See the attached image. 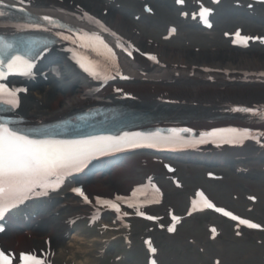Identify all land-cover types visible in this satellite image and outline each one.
Here are the masks:
<instances>
[{
  "label": "bare ground",
  "instance_id": "1",
  "mask_svg": "<svg viewBox=\"0 0 264 264\" xmlns=\"http://www.w3.org/2000/svg\"><path fill=\"white\" fill-rule=\"evenodd\" d=\"M170 1L171 4L167 0H143L140 3L130 0H112L111 2L110 0H31V2L24 0V3L32 5L36 11L62 16L69 21L82 22L83 18L87 19V16L84 15L87 12L90 17L99 19L108 27L109 36L114 41L121 42L128 48V51L132 52L131 56L128 55V51L121 56V72L117 76L114 75V79L111 80L113 85L110 87H106V84H102V82L98 85L84 71L67 63L61 54H53L48 60L49 66L59 65L58 74L55 79L50 78L48 83H39L28 89L21 107L24 118L32 125L53 122L81 108L89 107L98 99H104L105 96L114 93L131 97L132 100L137 98L144 102L168 99L170 104L180 102L184 105L192 104L201 108L241 103L253 104L264 109L263 54L257 52L255 55L252 53H233L230 52L229 47L225 46L224 48V45L221 47H213L216 45L201 46L194 44L201 42V39L195 38L193 43L192 40L187 39L184 32H181V35L184 45H187L189 50H186L187 48H171L165 51L158 43L143 36L140 30L134 27L130 17L125 15V13L131 14L132 11H136L135 15H139L141 18H149L157 24L150 23L153 29H157L159 25H164L163 22H165L169 30L175 28V25L179 23L178 18L174 16L176 13L174 4L172 0ZM219 1L221 5L226 0ZM138 4L140 9H138ZM190 5L196 6L200 12L203 8L209 9L210 11L207 13L217 18L215 27H226L235 23H243L248 26L243 20L248 18L242 12L238 13L224 8V11L221 10L222 12L219 14L216 12L217 9H220L219 7L213 9L206 3H196L192 0H190ZM114 6L118 7L114 8ZM160 7L162 8L160 9ZM183 7H187L185 1ZM186 17H183L182 20ZM226 17L227 19L224 21ZM78 25L87 29L83 23H78ZM255 31L251 36L252 41L256 43L259 41L256 37L262 38L260 35L264 33V26L257 27ZM201 37L204 38L203 35ZM210 40L214 41L215 37H211ZM149 55L156 56L159 63L148 59ZM57 81L65 82L67 85V89H65L68 90L67 95H73L69 98L62 95L55 84ZM253 128L264 133V124ZM261 140L263 141L264 138ZM257 145L256 143H244L239 146H232L224 150V156L229 158L250 156L241 161L245 163L262 161L264 143L260 142ZM258 149L260 150L257 151ZM228 150L231 151L228 152ZM208 158L214 160L215 157L210 155ZM220 158L221 156L218 157V159ZM147 162L161 167L158 161L150 160ZM132 163L126 167L114 168L118 173L107 178L104 182L112 187L121 186L120 180L132 173ZM249 165L253 166V164ZM89 183L91 184V182ZM89 183L85 186V195L89 191L99 192L102 190L97 187L99 186L97 183L90 190ZM68 194L71 197L70 202H65L62 196H57L52 200L51 209L58 212L59 216L63 215L60 223L55 224L56 229L49 224L50 218L44 219L40 223L39 229H33L30 233L25 234L23 239H20V234H10L9 241H5L4 245L7 244V246L12 247L14 243H19L23 247L24 245L34 247L36 246L34 242L41 245V240L44 239L47 242V248L42 250L44 256L51 257L56 254L59 246L64 245L65 250H70L71 256L67 260L69 264H90V260L85 257L79 263L75 261V255L71 249L74 250L77 235L68 239L63 236L64 222L75 217V214L71 212L83 201L80 196L78 197L81 200L78 201V197H72L70 193ZM93 195L98 194L93 193ZM14 250L17 249L14 248Z\"/></svg>",
  "mask_w": 264,
  "mask_h": 264
},
{
  "label": "rangeland",
  "instance_id": "2",
  "mask_svg": "<svg viewBox=\"0 0 264 264\" xmlns=\"http://www.w3.org/2000/svg\"><path fill=\"white\" fill-rule=\"evenodd\" d=\"M167 1L171 4L170 0ZM234 1L237 0H226L223 2V5L218 9V13L221 14V12L224 11V8L235 12L236 10L233 9V4L236 3ZM238 1L243 4L241 8H243L244 11L240 10L236 12H242L246 15L249 14V11L247 10H250L253 14L252 16L257 20L264 16V5L254 6L249 0ZM172 3H174V0H172ZM161 8L162 7H160V9ZM138 9H140L139 4ZM132 16L133 15H128L130 19ZM174 16L177 17V13H175ZM144 21L147 22V19ZM132 23L133 25L139 24L141 34L157 43L160 36L167 30L166 27L160 25V29L150 31L146 30V27H142L141 23H134L133 21ZM163 23L165 24V22ZM235 26L236 23L226 27L219 26L212 32L189 30L187 39L192 40L191 42L194 43L196 40L195 38H199L201 39V42L194 44L201 46L216 45L213 47H221L224 45L225 48V46L228 47V44L222 39L220 33H224L225 30L230 31ZM181 27L183 28V26ZM249 30H251V28H245L246 32ZM201 35H203L204 38H202ZM211 37H215V40L211 41ZM181 38L182 37L173 38L170 42L158 44H160L165 51L170 50L171 48H187L186 50H189L188 46L184 45V41ZM254 45L255 44H253V46ZM230 52L243 54L252 53L253 55L257 52L264 55V47L258 49L257 46H254L251 49L249 48L244 51L230 49ZM62 84H59V86ZM63 95L67 98L71 97L67 95V92H63ZM139 159L137 158L134 160ZM261 165L264 164L261 163ZM181 166L182 167L178 169L176 174L169 176L163 171V169L160 170V167L144 165L142 162L137 161L134 168H132L130 176L123 177L120 181L121 186H117L118 188H115V190L126 193L131 185L144 182L147 174L151 173L154 177H158L157 180L164 185L162 187L163 191H165L164 203L161 207L164 213H166L167 210H174L180 215L183 214L187 205L188 197H190V195L195 196L201 191L207 194L209 198L215 202L216 208H222L225 211L242 215V217H249V219L251 218V220L253 219L255 222L259 223L262 229L264 228L263 167L261 169L248 170L243 174H232L228 172V169H223L214 174V177H209V173H206V170L192 168L189 165ZM114 175H116V173L111 174V176ZM111 176L109 175L100 178L99 180H93V182H91L92 187L93 184L95 186L98 181L102 180L104 182L106 178ZM177 177H179L178 181ZM174 183L179 184V187L175 186ZM109 186L110 185L101 184L97 187L102 190L99 192L96 191L95 193L101 194L106 190V194L109 196L112 194V191H114L110 188L111 186ZM92 187L90 186V190H92ZM91 193L93 192L90 191V194ZM249 194H253V196L258 199V202L253 206L251 213L246 212V208L250 206L248 201ZM129 223L132 224L131 239L133 249L131 250L132 252L118 250L121 244L116 243L118 245H115V254L124 253L125 257H127L125 262H120L118 264H144L146 258L144 259V253L139 248V246L142 247V240L147 241L148 244H152L153 248L156 250L154 259L157 264H212V261L215 259L220 261L219 264H263L264 229L258 232L247 233V235H236L233 230L234 222L230 219L224 220L223 218H220L215 210L208 214L199 215L197 218H191L180 223L175 226V231L173 232L166 230V222L148 223L143 221H129ZM211 223H215L217 227L221 229V233L215 240H213V242L206 240V237H208L206 227ZM78 228L79 227H77L76 233H79L85 238L87 243L85 242V239L83 242V240L78 238L75 242V249L72 252H74L77 260H81L84 258L85 252L78 248L84 247V245L87 247L88 243L97 235V233L87 231L84 227ZM20 239H22V236ZM91 246V249H96L98 247L95 243H91ZM13 247H15L14 244L11 248ZM27 247L28 246L25 245L23 247L22 245V250L27 251ZM94 254V252L90 254L88 253L86 256L93 261L92 257ZM114 255H111V257ZM67 256L68 253L65 252V248L62 246L60 254L56 255L55 260L57 263L63 264V260ZM103 264H110V262L107 260Z\"/></svg>",
  "mask_w": 264,
  "mask_h": 264
},
{
  "label": "snow or ice",
  "instance_id": "3",
  "mask_svg": "<svg viewBox=\"0 0 264 264\" xmlns=\"http://www.w3.org/2000/svg\"><path fill=\"white\" fill-rule=\"evenodd\" d=\"M20 3L23 4L24 0H20ZM176 3L182 4L183 0H176ZM20 10L24 11L23 8ZM209 11V9L203 8L200 16L203 18L204 14ZM0 15H3V12H0ZM84 15L88 16L89 14L85 12ZM184 15H187V13H184ZM41 21H46L50 26L63 27V25L58 24L55 19L48 15L34 17L31 24L19 27L42 28L44 25ZM95 22L102 29L108 30L99 20ZM208 27H211V24H208ZM44 30L47 31L49 29L44 27ZM171 31L175 32V29L173 28ZM236 35L239 37V32ZM61 38L65 40L70 39L68 36H62ZM83 38L96 40L103 44L99 36L84 33ZM243 39L246 42L250 38L244 37ZM256 39L261 38L256 37ZM104 47L107 48V45H104ZM46 51L47 48H36V42L34 41L27 42V44L21 47L14 46L0 39V81L6 78V73L30 75L34 67L32 60L43 57ZM108 51L111 53L110 58L115 63V53L111 49H108ZM128 55L131 56L132 52L128 51ZM148 59L159 63L156 56L149 55ZM77 63L90 76L97 79L100 78V73L97 71L98 66L94 65L91 61L81 59L77 60ZM115 67L118 73V64ZM20 91H26V89H10L4 83H0V114L10 112L12 109L20 106V99L17 96V93ZM240 110L250 111V109ZM19 123V121L5 119L0 115V219L5 215V208L18 207L26 201L47 196L49 190H57L63 184L65 178L82 170L95 156L115 150L124 144H133L138 141L153 143L161 139L158 133H153L148 135L136 134L133 137L125 135L119 138L89 135L84 139L63 140L54 138L53 133L47 130L19 127ZM173 131L175 132V130ZM183 131L187 132L188 130L185 129ZM225 133L234 134L240 140L252 135L247 129L234 128L216 129L212 133L204 135L215 136ZM167 142L176 143L177 138L175 136L169 137L167 138ZM199 142L202 143L203 140ZM226 142L232 143L236 141L228 140ZM72 191L82 197L85 202H90L81 187H74ZM120 199V197L116 198L117 201ZM97 204L109 206L117 214L121 211L119 204L116 202H101L97 199ZM207 206L208 208H214V205L211 203H208ZM129 207H133V205L129 204ZM215 211L222 213L226 217H230L232 220H238L239 224L246 225L249 228L256 229L260 227V225L246 219H240L222 208H215ZM137 215L144 216V213L137 211ZM146 219L154 220L156 217L147 216ZM172 220L175 222L177 217L173 215ZM4 230V226L0 225V232ZM167 230L169 232L175 231L174 225L169 226ZM215 231V228H213L212 232ZM152 251L155 252L156 250L153 248ZM20 259L23 264H44L42 260L33 255L22 254ZM0 264H10L3 251H0ZM153 264H155V261H153Z\"/></svg>",
  "mask_w": 264,
  "mask_h": 264
}]
</instances>
